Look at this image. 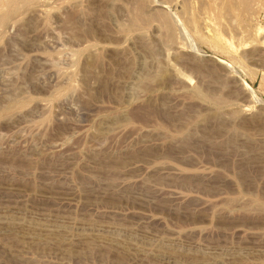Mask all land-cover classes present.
<instances>
[{"label": "rangeland", "instance_id": "rangeland-1", "mask_svg": "<svg viewBox=\"0 0 264 264\" xmlns=\"http://www.w3.org/2000/svg\"><path fill=\"white\" fill-rule=\"evenodd\" d=\"M181 3L0 0V264H264V0Z\"/></svg>", "mask_w": 264, "mask_h": 264}, {"label": "bare ground", "instance_id": "bare-ground-1", "mask_svg": "<svg viewBox=\"0 0 264 264\" xmlns=\"http://www.w3.org/2000/svg\"><path fill=\"white\" fill-rule=\"evenodd\" d=\"M143 1V0H142ZM188 0H182V3H181V7H180V10H179V12H180V14L182 13V12H185V10H186V2H187ZM241 1V4H242V6L243 7H248L249 6V4H250V2H251V0H240ZM144 3H145V1H144ZM164 4V3H163ZM162 7V6H161ZM164 7H165V5H164ZM166 8V7H165ZM168 9V8H167ZM131 11V10H130ZM168 11V10H167ZM170 11V10H169ZM152 12V11H151ZM169 13V12H168ZM170 14V13H169ZM169 14H166V12L164 13V10H163V12L162 11H156V12H152V13H150V14H146V13H144L143 12V10H142V4H141V2L140 3H138L137 4V6L135 7V10H134V14H133V16H132V22L133 23H144L145 21H147L150 17H159V19H160V21H161V23H162V25L161 26H163V28H164V31H165V34L167 35V36H169V35H171V16L169 15ZM174 15V14H173ZM172 15V16H173ZM175 16V15H174ZM177 16H178V14H177ZM174 19L176 18V17H173ZM177 19H179V18H177ZM176 19V21H178ZM131 23V22H130ZM148 23V22H147ZM160 23V22H159ZM131 25V24H130ZM201 26V25H200ZM203 27L205 26V25H202ZM178 28L181 30L182 29V24H180L179 23V25H178ZM263 27L262 26H258L257 27V33H260V32H262L263 31ZM183 30V29H182ZM164 33V32H163ZM263 33V32H262ZM173 35V34H172ZM170 39V38H169ZM172 39V38H171ZM193 41V40H192ZM191 40L189 41V43H188V46L189 47H191L192 49H194V50H198V48H197V46L195 45V43L194 42H192ZM228 66V65H227ZM247 87H248V89H249V86L248 85H246Z\"/></svg>", "mask_w": 264, "mask_h": 264}]
</instances>
